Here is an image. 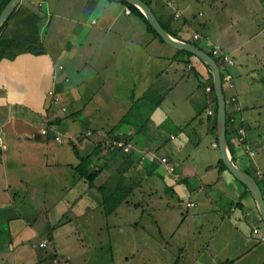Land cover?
Listing matches in <instances>:
<instances>
[{
	"label": "crops",
	"instance_id": "crops-1",
	"mask_svg": "<svg viewBox=\"0 0 264 264\" xmlns=\"http://www.w3.org/2000/svg\"><path fill=\"white\" fill-rule=\"evenodd\" d=\"M148 1L171 36L205 52L219 46L234 60L226 67L234 89L222 88L227 114L229 96L238 97L244 141L229 125L227 141L236 165L255 178L264 171V0ZM19 5L4 37L23 38L35 14L42 50L0 58V264H51L56 255L73 264L95 243L110 260L116 246L123 264H264L254 199L219 166L202 64L154 36L122 1ZM109 138H125L131 152H109ZM93 212L103 222L92 223ZM90 230L102 242L88 243Z\"/></svg>",
	"mask_w": 264,
	"mask_h": 264
},
{
	"label": "water",
	"instance_id": "water-1",
	"mask_svg": "<svg viewBox=\"0 0 264 264\" xmlns=\"http://www.w3.org/2000/svg\"><path fill=\"white\" fill-rule=\"evenodd\" d=\"M112 1H126L136 7L146 18L149 24L157 32L159 37L167 44L179 49L184 50L197 56L204 64L209 67L212 76V85L214 94L217 101L216 108V134L217 145L220 154V159L227 167L228 171L242 183L250 195L254 199L258 213L264 226V197L260 185L257 180L249 173L239 168L232 159V153L226 137L227 128V111L226 101L223 94L221 71L217 62L207 52L197 47L191 42H185L171 36L158 22L149 5L143 0H112ZM21 0H9L0 12V27L9 18L12 12L19 6Z\"/></svg>",
	"mask_w": 264,
	"mask_h": 264
},
{
	"label": "built area",
	"instance_id": "built-area-1",
	"mask_svg": "<svg viewBox=\"0 0 264 264\" xmlns=\"http://www.w3.org/2000/svg\"><path fill=\"white\" fill-rule=\"evenodd\" d=\"M125 11L127 13L130 12V10L128 8L125 9ZM179 13L175 14V17H178ZM194 39L198 38V35H193ZM211 54L212 56H214L215 58L218 59V62L221 64L220 67V71H223L221 74V78H222V84L225 83L227 84V86L233 91L234 89V83H233V79L230 75V73H228L226 67L227 66H232L234 65V60L225 52L222 51V49L219 46H214L213 48H211ZM59 69H63V66L60 65ZM68 80V79H66ZM207 90H210V87H207ZM52 98H53V102L54 103H58L60 102V98L58 96L55 95L53 90H50L48 92ZM229 102L232 104V112L230 114H227L228 117L227 118V122L228 125L232 127V133L236 134L238 141L241 143H243L244 141V129L238 124L237 122V113L240 112L242 110V107L239 103L238 97L235 93H232L229 96ZM209 114H212L211 111L208 112ZM42 133L45 134L46 133V129L42 130ZM91 135V131H87L85 133V136H90ZM55 140L57 142H62V138L61 136L57 135L55 136ZM105 145L106 148L109 152H121V153H125L128 154L131 152V144L125 139V138H109L105 140ZM5 145L0 137V156L2 155V150L4 149ZM160 161L164 164L167 165L168 170L170 172H172L174 170V167L169 163V160L167 157H161ZM256 176L261 179L264 180V171L261 170H257L256 171ZM194 203L193 202H187L185 204L186 207H190L193 206ZM253 232L255 234L259 235V239L260 241L264 242V232L260 233L258 228H254ZM48 241L46 239L40 241L37 246L39 249L45 248L47 245ZM51 264H70L68 261L61 259L59 256H54L51 260Z\"/></svg>",
	"mask_w": 264,
	"mask_h": 264
},
{
	"label": "trees",
	"instance_id": "trees-1",
	"mask_svg": "<svg viewBox=\"0 0 264 264\" xmlns=\"http://www.w3.org/2000/svg\"><path fill=\"white\" fill-rule=\"evenodd\" d=\"M8 1L9 0H1V3H0V12L2 11V9L7 4ZM143 1L147 5H149V1L148 0H143ZM122 3L125 4V5H127L132 11H134L135 13H137L144 20V22L146 23L148 30H150V32L154 36H156L159 39H161L159 37V35L157 34V32L153 29V27L146 20V18L144 17V15L136 7H134L133 5H131L130 3L126 2V1H122ZM20 10H21V6L19 5L12 12V14L9 16V18L4 22V24L0 27V58H2L4 56L13 57V56H16L18 53L24 52V51L36 53V52H40L42 50V45H41V42L39 40V33H38V22L40 21V18L38 16H36L35 14H31L30 15V17L28 19V22H27V25L29 26V33L27 35H23V38H17L16 36L15 37H9V38L8 37H4L3 30L6 29L7 25L16 17V15L20 12ZM19 42L22 43V44H24L25 46L23 48H19L18 47ZM193 44H195V43H193ZM179 51H181V50H179ZM181 52H185L186 54H188V55L192 56L193 58H195L200 64H202V66L207 70L208 78L210 80H212V76H211L209 67L206 64H204L197 56L193 55L192 53L186 52L184 50H182ZM206 52L210 56H212V54H211L210 51H206ZM212 57L218 63V66L221 67V64L218 62V59L215 58L214 56H212ZM210 90H211V93H212V96H213V101L215 102V116H216L217 101H216V97H215V94H214V89H213V85L212 84L210 86ZM223 94H224V97H225V101L227 103V99L228 98H227V94H226L224 88H223ZM215 121L216 120H214L212 129H213V132H214L216 141H217L216 122ZM226 126H227V128H226V135H227V138H228V132L230 130V129H228L229 128L228 127V122H227V125ZM241 127H242V125H241ZM82 161H84V160H82ZM219 166L222 169L228 170L227 167L224 165V163L222 162L221 159H219ZM98 172H100V170L93 171L90 174H88V177H94L96 174H98ZM245 189H247V188L245 187ZM108 200L109 201H112V204L111 205L108 203ZM108 200H105V213L106 214L111 213L113 211V208L115 207V197L113 196V197H111V199H108Z\"/></svg>",
	"mask_w": 264,
	"mask_h": 264
},
{
	"label": "rangeland",
	"instance_id": "rangeland-1",
	"mask_svg": "<svg viewBox=\"0 0 264 264\" xmlns=\"http://www.w3.org/2000/svg\"><path fill=\"white\" fill-rule=\"evenodd\" d=\"M257 17H259V15H257ZM198 44L200 45V43H198ZM198 137L201 138L200 136H198ZM200 145H201L200 147H202L205 150H206V148L210 149L209 142H205L204 139L202 140V143ZM259 154H262V151ZM101 165L102 164H99V163H96V164L93 163V166H96V167H99ZM89 166L90 165H87L88 169H89ZM253 175H254V173H253ZM254 176L257 179V181L262 184V182L259 180V178L256 175H254ZM141 177H142V174L139 175V179ZM100 180H102V177ZM100 180L98 179V181H100ZM105 189L106 190L108 189L107 185H105ZM92 193H93V197L94 196L99 197L96 190L93 189ZM106 200H108V199H106ZM108 203L111 205L112 201L108 200ZM91 221H92V223H95V224H97V223L100 224L101 222H103V220L102 221L99 220V214L97 212L92 213V220ZM93 230H94V228H93ZM155 231H157V230H155ZM98 236H100V237H98ZM85 240L88 243H93L96 241L102 242L103 233H101L100 235H96L94 232H92L90 230L89 233L87 234V236H85ZM113 249H114L113 250V258L110 260L109 259V255H110L109 252L110 251L103 246H101V247L98 246V243H95V249H89L88 252H86L85 254L83 253V256H81V258H77V259L75 258V260L73 261V264H123V259H122L123 254H120L119 251L116 250V246H114ZM44 264H49V263L45 262ZM128 264H132L131 261H129Z\"/></svg>",
	"mask_w": 264,
	"mask_h": 264
},
{
	"label": "clouds",
	"instance_id": "clouds-1",
	"mask_svg": "<svg viewBox=\"0 0 264 264\" xmlns=\"http://www.w3.org/2000/svg\"><path fill=\"white\" fill-rule=\"evenodd\" d=\"M218 64V63H217ZM220 68V67H219Z\"/></svg>",
	"mask_w": 264,
	"mask_h": 264
},
{
	"label": "bare ground",
	"instance_id": "bare-ground-1",
	"mask_svg": "<svg viewBox=\"0 0 264 264\" xmlns=\"http://www.w3.org/2000/svg\"><path fill=\"white\" fill-rule=\"evenodd\" d=\"M223 86V85H222Z\"/></svg>",
	"mask_w": 264,
	"mask_h": 264
}]
</instances>
